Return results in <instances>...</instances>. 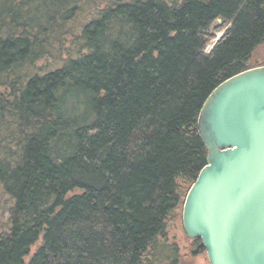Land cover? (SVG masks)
<instances>
[{"label": "trees", "instance_id": "16d2710c", "mask_svg": "<svg viewBox=\"0 0 264 264\" xmlns=\"http://www.w3.org/2000/svg\"><path fill=\"white\" fill-rule=\"evenodd\" d=\"M263 43L264 0H0V264H178L199 110Z\"/></svg>", "mask_w": 264, "mask_h": 264}, {"label": "water", "instance_id": "95a60500", "mask_svg": "<svg viewBox=\"0 0 264 264\" xmlns=\"http://www.w3.org/2000/svg\"><path fill=\"white\" fill-rule=\"evenodd\" d=\"M197 130L206 163L184 198L182 229L209 264H264V64L219 83Z\"/></svg>", "mask_w": 264, "mask_h": 264}, {"label": "rangeland", "instance_id": "374dc122", "mask_svg": "<svg viewBox=\"0 0 264 264\" xmlns=\"http://www.w3.org/2000/svg\"><path fill=\"white\" fill-rule=\"evenodd\" d=\"M222 24L221 21L217 20L213 27L216 29L217 26H220ZM224 28L213 30L214 38L210 40L206 51H208L213 42L219 38L223 33ZM212 33V32H211ZM264 64V43L259 45L251 54V57L249 59V65L254 67L258 65ZM6 215L4 214L3 208H0V223L5 219ZM170 238L172 241H174L179 248V253L181 255L180 261L178 264H209L205 251L200 254H193V251L195 249L194 240L188 238L183 229L181 220H176L173 222L170 226ZM39 243H37L32 249L31 252L36 248V246Z\"/></svg>", "mask_w": 264, "mask_h": 264}]
</instances>
